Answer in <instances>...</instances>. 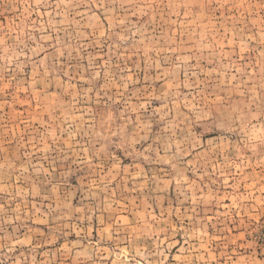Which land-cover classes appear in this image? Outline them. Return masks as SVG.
Masks as SVG:
<instances>
[{"label":"rangeland","instance_id":"rangeland-1","mask_svg":"<svg viewBox=\"0 0 264 264\" xmlns=\"http://www.w3.org/2000/svg\"><path fill=\"white\" fill-rule=\"evenodd\" d=\"M0 264H264V0H0Z\"/></svg>","mask_w":264,"mask_h":264}]
</instances>
